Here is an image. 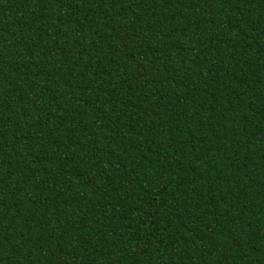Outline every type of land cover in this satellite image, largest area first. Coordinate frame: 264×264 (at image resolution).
<instances>
[{
  "label": "trees",
  "instance_id": "16d2710c",
  "mask_svg": "<svg viewBox=\"0 0 264 264\" xmlns=\"http://www.w3.org/2000/svg\"><path fill=\"white\" fill-rule=\"evenodd\" d=\"M0 264H264V0H0Z\"/></svg>",
  "mask_w": 264,
  "mask_h": 264
}]
</instances>
